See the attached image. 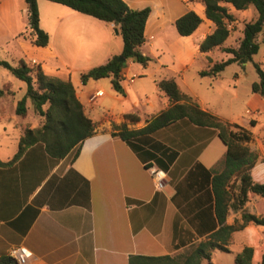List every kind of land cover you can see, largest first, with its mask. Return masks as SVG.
<instances>
[{"label":"crops","instance_id":"crops-1","mask_svg":"<svg viewBox=\"0 0 264 264\" xmlns=\"http://www.w3.org/2000/svg\"><path fill=\"white\" fill-rule=\"evenodd\" d=\"M123 1L133 10L150 8L140 53L151 58L144 66L127 62L121 72L123 95L114 92L107 78L88 80L84 85L80 81L82 73L120 55L122 39L112 24L68 8L49 28L40 21V28L49 36L46 47L22 39L19 35L24 32L17 35L23 42L22 62L39 66L49 77L71 82L84 114L95 124V134L82 143L76 158L71 152L55 161L41 145H34L10 166L0 167V256L8 255L13 247H24L30 254L27 264H128L135 255H175L184 248L177 246L194 241L210 226L208 197H202L207 186L197 165L218 169L224 158L226 147L214 129L180 120L140 145L143 160L125 142L111 136L112 125L140 129L149 117L169 108V99L156 88L161 79L173 78L180 92L201 110L249 129L252 139L246 146L258 157L251 177L264 184V99L251 93L255 81L244 85L250 62L229 65L236 69L227 76L224 71L216 77L198 74L215 63L211 55L217 49L199 51L200 43L214 29L204 18L203 0ZM189 11L202 23L192 35L182 37L174 23ZM26 29L28 32V20ZM259 64L263 67L264 62ZM147 81L154 91L145 88ZM9 85L2 86L4 102L7 93H14L5 90ZM21 91L23 97L25 89ZM96 91L101 95L95 97ZM126 115H133V120H126ZM3 120L7 119L0 114V122ZM24 130L12 122L11 132L18 140ZM8 131L3 126L1 133L8 136ZM144 163L152 167L146 169ZM189 171L197 177L186 182ZM176 187L180 193L174 203ZM249 208L263 214L264 200L251 194L242 208H229L226 223L232 224ZM246 231L257 235L264 245L263 227L248 224L242 230L245 246L250 245Z\"/></svg>","mask_w":264,"mask_h":264},{"label":"trees","instance_id":"trees-1","mask_svg":"<svg viewBox=\"0 0 264 264\" xmlns=\"http://www.w3.org/2000/svg\"><path fill=\"white\" fill-rule=\"evenodd\" d=\"M63 5L75 12L93 17L118 29L122 39V50L119 56H113L107 62L80 75L81 84L88 80L109 79L115 93L123 95L120 86L121 72L128 61L146 65L151 58L140 53V47L145 42L144 26L150 14V8L140 10L130 9L123 0H47ZM27 10L28 33L19 36L36 47H46L48 34L40 28L37 0H24ZM235 11H245L250 6L255 10L256 17L243 25L242 37L236 48H222L230 35L228 25L234 20L226 6ZM204 18L211 22L214 29L200 43L201 53L221 48L222 52L231 57L210 65L200 71V77H216L225 67L231 64L241 65L251 62L259 51L257 37L264 27V0H203ZM202 23V19L193 11L179 17L175 29L179 36L192 35ZM122 57L123 61L118 58ZM0 67L7 70L14 78L25 84V93L16 103V116L26 114V101H31L34 112L42 119L36 128H26L18 140L16 153L7 162L0 161V167H7L21 158L23 153L34 145H41L51 159L58 161L74 152L76 158L82 143L95 134V124L83 112L82 105L77 100L73 85L69 80H61L45 75L39 66H27L20 61L11 66L0 60ZM257 81L250 86V91L264 99V71L261 64L253 63ZM156 88L170 101V106L147 119L144 127L129 129L126 124L112 125L111 136L125 142L136 155L143 160L140 145L148 143L151 136L170 125L186 120L199 128L214 129L218 138L226 147L224 158L218 169L203 171L207 189L202 197L207 195V207L211 215V224L199 237L189 243L177 246L184 247L175 255L160 257L130 256L128 264H212L211 258L215 251L228 253L233 234L245 229L248 224L264 228V213L257 215L254 208L242 211L239 219L227 224L229 208H242L254 194L264 200V184L255 183L251 170L257 162V155L251 152L246 144L251 141L252 133L235 123L222 121L209 112L200 109L189 96L183 94L173 78L156 81ZM3 92V91H2ZM126 120H133V115H126ZM250 126H254L253 121ZM156 163L160 164L156 159ZM146 169L151 165L144 163ZM166 170L167 167L159 165ZM194 171H189L184 181L197 177ZM185 183V182H184ZM182 183H179L181 185ZM177 188L175 199L179 196ZM177 206V205H176ZM179 208V206L177 207ZM246 239L250 245L244 246L234 257V264H264V245L257 235L246 231ZM0 264H17L8 255L0 256Z\"/></svg>","mask_w":264,"mask_h":264},{"label":"rangeland","instance_id":"rangeland-1","mask_svg":"<svg viewBox=\"0 0 264 264\" xmlns=\"http://www.w3.org/2000/svg\"><path fill=\"white\" fill-rule=\"evenodd\" d=\"M9 4H3L0 0V60L8 62L11 66H16L22 59L24 55L22 49L20 48V40L17 35L20 32H24L25 36L28 32L27 17H26V5L24 0H9ZM38 12H39V23L49 28L50 24L57 18V16L62 15L63 11H67L63 5L50 2L47 0H37ZM227 10L233 15L234 20L228 25L230 29V35L227 40L223 43L222 48L232 47L236 48L242 37L243 25L249 21H252L256 17L255 10L250 6L245 11H235L230 6H227ZM121 39V37H120ZM257 43L259 44V51L253 56L252 60L255 63L264 62V27L262 32L257 37ZM211 57H213V62H221L230 58V54L222 52L221 48L213 50ZM26 60V59H25ZM236 66H227L223 70L225 76L229 75L231 71L235 70ZM264 70V65L262 67ZM244 85L250 86L251 82L257 81V75L255 73L252 62H250L248 69L244 72ZM196 82L200 81L197 77ZM10 82L8 88L5 90L13 89V95L11 92L7 93L6 101L4 102L2 96V86L4 83ZM22 88V89H20ZM146 89L154 91V87L150 82H146ZM25 89V84L18 79L14 78L7 70L0 67V108L1 116L7 120L0 122V161L5 160L7 155L11 156L13 152L17 150L18 146V136L16 133L11 132L12 122H17L19 126L26 128H36L38 127L42 119L34 112L31 101L28 99L26 101V114L23 117L16 116L15 106L16 103L22 98V91ZM5 121V122H4ZM261 123L262 117L259 119ZM3 126L9 131V135H3L1 133ZM245 246V236L242 231L235 232L234 238L232 239L230 245L228 246L229 252L223 253L215 251L212 254L211 263L212 264H234L235 255ZM206 264V263H204Z\"/></svg>","mask_w":264,"mask_h":264},{"label":"built area","instance_id":"built-area-1","mask_svg":"<svg viewBox=\"0 0 264 264\" xmlns=\"http://www.w3.org/2000/svg\"><path fill=\"white\" fill-rule=\"evenodd\" d=\"M101 95L100 91H96L95 97ZM8 256L13 258L17 264H27L30 258V254L24 247H13L9 250Z\"/></svg>","mask_w":264,"mask_h":264},{"label":"water","instance_id":"water-1","mask_svg":"<svg viewBox=\"0 0 264 264\" xmlns=\"http://www.w3.org/2000/svg\"><path fill=\"white\" fill-rule=\"evenodd\" d=\"M114 33H118V30L117 29H114ZM120 61H123V58L122 57H119L118 58Z\"/></svg>","mask_w":264,"mask_h":264}]
</instances>
